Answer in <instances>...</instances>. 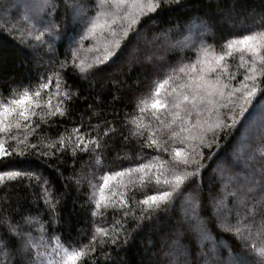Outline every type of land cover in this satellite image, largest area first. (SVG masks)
<instances>
[{
	"label": "trees",
	"instance_id": "16d2710c",
	"mask_svg": "<svg viewBox=\"0 0 264 264\" xmlns=\"http://www.w3.org/2000/svg\"><path fill=\"white\" fill-rule=\"evenodd\" d=\"M260 31L264 0H160L143 13L132 0H0V103L31 96L28 118L14 113L0 131L12 153L0 171L25 173L0 181V237L11 240L0 264H64L81 248L71 264H258L264 47L253 56L226 42ZM195 76L219 83L192 101ZM139 164L151 169L113 175ZM158 191L172 195L149 211L141 201Z\"/></svg>",
	"mask_w": 264,
	"mask_h": 264
},
{
	"label": "snow or ice",
	"instance_id": "6c2138e0",
	"mask_svg": "<svg viewBox=\"0 0 264 264\" xmlns=\"http://www.w3.org/2000/svg\"><path fill=\"white\" fill-rule=\"evenodd\" d=\"M160 0H132V3L137 5L140 8V12L143 13L145 10H147L148 12H154L157 10L158 5H159ZM108 3H112L114 5H126L128 3V0H99V5H105ZM79 7H82L79 6ZM99 15V14H98ZM127 15V13H126ZM107 23V22H106ZM111 23H115V20H113ZM131 23H136V19L133 18V20L131 21ZM101 26L99 24L98 19L93 20L91 23V28L95 29L97 27ZM129 28H131V24H129ZM112 31L113 34H115V30L114 29H110ZM124 35H127V30H124ZM257 41H264V31H260V32H254L252 34H245L239 37H234L233 39L229 40L226 42L227 44V48L228 49H232L234 45L239 44L241 45L243 48H246L248 51H250L253 56H256L258 54V52L260 51L261 47H264V45L258 43ZM117 47H119V41H117ZM105 59H107V57H105ZM218 59H223V57H219ZM264 59V58H262ZM90 67V66H89ZM192 71H195V65L191 66ZM85 69H81V71H84ZM181 71H184V69H181ZM254 71V69H253ZM192 79L196 80V81H200L199 83L194 84L193 86V90H194V94L192 96V101H195L198 98V92L196 90L203 88L209 95L212 94V91L216 89V84L219 83V78L217 77V82L216 83H208L206 80H204V78L202 76H195ZM245 79H255L252 76H246ZM48 84L47 83H43L40 84L39 87L40 88H48ZM59 87V85H57ZM160 87H162V84L158 87H156L155 89V94H159L160 92ZM219 91L221 92V94H223V89H219ZM257 92V88L255 86V84L249 89L247 85H245V92H244V103H248L249 100L251 99V97H253ZM36 96H39L40 93L39 91H37ZM66 95H68V93H66ZM199 98H203V97H199ZM31 100V96L29 94L28 91H24L22 94L19 95V98H14L12 99L10 102L7 103H0V131H8L11 128V125H5V120L8 118H11L13 116L14 113L19 114V116L23 117L24 119H27V115H26V108L25 106L27 105V103ZM184 100L188 101L189 100V96L185 95L184 96ZM152 106L153 107H165V104H162L161 101L159 100H153L152 101ZM178 106V105H177ZM261 110L262 112H264V105H261ZM241 111L243 112V104L241 105ZM56 112L57 113H61V110L59 107L56 108ZM52 114V113H50ZM63 114V113H61ZM18 126V125H17ZM216 127H219V124L216 125ZM211 130V129H209ZM153 144H155V141H152ZM26 145H25V149H26ZM182 149L177 148L175 149V154L177 157L180 156ZM12 153L9 152L8 150L5 149L4 144L0 143V160H2L4 157H8L10 156ZM24 151H21L19 153V155H23ZM184 164H189V163H196V161H189L188 159H185L183 161ZM151 169V165H146V164H139L137 166L136 169H124L121 172H117L114 173L113 175L116 176H120L123 175L124 172H131V171H140L141 173H144L145 169ZM200 169L199 167L196 168V172H199ZM25 175V173H22L20 171H0V181H3L4 177H17V176H22ZM107 175H105L104 178V184L101 185V188H103L104 185L108 184V179H107ZM146 175V174H145ZM145 175L141 176V180L144 181L145 179ZM195 173L193 172H187L185 175H173L172 177V188L173 190L177 189L180 187V185L186 180L187 177H192L194 176ZM153 176H155L156 179V183L159 184L160 181V176L158 174H153ZM149 180L151 179V177L148 178ZM262 182H264V177H262ZM164 184H169L170 182L165 179L163 181ZM172 195L171 192L169 191H158L150 196H145V198L141 201L142 204L147 205V209L150 211L153 208H159L162 202L168 201L169 197ZM194 215H195V209H193ZM127 214V213H126ZM197 219H199V217L197 216ZM11 231L15 232L17 231L15 228H13ZM97 231H103L102 229H98ZM93 240H95V236H93ZM11 246V240H5L3 237H0V251L3 250L4 247H9ZM86 247V246H85ZM256 256H257V261L258 264H264V247H260V248H256L254 249ZM86 255V252L84 251L83 248H81V250L76 251V250H71V251H65L64 253V264H71V262L73 261H77L80 258L84 257ZM34 264V262H33Z\"/></svg>",
	"mask_w": 264,
	"mask_h": 264
},
{
	"label": "rangeland",
	"instance_id": "374dc122",
	"mask_svg": "<svg viewBox=\"0 0 264 264\" xmlns=\"http://www.w3.org/2000/svg\"><path fill=\"white\" fill-rule=\"evenodd\" d=\"M73 19H74V18H73ZM84 19H85V18H83V20H84ZM74 20H76V19H74ZM200 38H201V36H198V37H197V36H193L190 40H188L187 38H184V39L178 41V44H177V45H178L180 48L183 49V48H185V46H186V42H190V43H191V42H193V41L200 40ZM261 113H262V112H260V113L258 112V113L256 114V116H258V118H259V116L261 115ZM253 118H254V117L250 118V122H253ZM256 133H257V131H256ZM217 212H218V214L220 215V212H221V211H217ZM218 214H217V215H218ZM223 220L225 221L224 218L222 219V217H219V221H220V222H222ZM222 223H223V222H222ZM195 230H198V231H199V227L197 226V228H196ZM199 233H200V231H199ZM27 244H29V243H28V242L23 243V245H22V250L27 246Z\"/></svg>",
	"mask_w": 264,
	"mask_h": 264
}]
</instances>
